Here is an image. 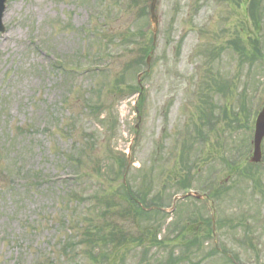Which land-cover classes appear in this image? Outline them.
<instances>
[{"label":"rangeland","instance_id":"374dc122","mask_svg":"<svg viewBox=\"0 0 264 264\" xmlns=\"http://www.w3.org/2000/svg\"><path fill=\"white\" fill-rule=\"evenodd\" d=\"M251 1L158 0L156 50L137 117L131 92L141 52L132 43L151 0H7L0 34V264H230L224 254L264 264V142L261 164L250 167L253 125L240 126L264 106V61L251 64L255 41L264 43V0L254 9ZM57 59L96 70L105 64V73L66 75L52 69ZM108 113L114 129L113 120L101 123ZM83 148L87 176L59 181L73 174L68 151ZM129 149L128 177L118 178L116 163ZM240 164L253 181L232 169ZM127 180L170 217L125 215L120 194ZM184 181L199 195L214 185L220 193L174 201ZM98 227L116 235L120 229L126 243L107 247L105 261L88 255L86 244L65 252L69 239Z\"/></svg>","mask_w":264,"mask_h":264},{"label":"trees","instance_id":"16d2710c","mask_svg":"<svg viewBox=\"0 0 264 264\" xmlns=\"http://www.w3.org/2000/svg\"><path fill=\"white\" fill-rule=\"evenodd\" d=\"M145 50H146L145 52H147V49H145ZM119 166H120V168H123V160H122V162H120ZM128 193H130L131 196L133 197L134 192H133L132 188L128 189ZM124 196H126V194H124ZM126 202H127L128 207L124 210L125 215L137 213V214H139V215H137V217H145L148 220V219H150V217L153 213L158 212V211H154V212H150V213L144 212L140 209V207L134 206V203L132 201L126 199ZM97 229H99V230H97ZM96 234H99V240L96 239ZM126 240L127 239L125 238L124 233L121 230H118L117 235H116V232H114V231L107 232L106 230H104L102 228L88 229L85 232L84 238L82 240H80L78 243H72V240H69L68 244H66L65 251L66 252L69 250L74 251L75 248L80 246L81 244H86V248L89 249L87 251V254L92 255L94 250H95V247H98V249H100L101 246L104 245L105 247H107V245H109V243H113V242L118 243V245H122L125 243ZM71 245H73V246H71ZM105 258H107V255L105 256Z\"/></svg>","mask_w":264,"mask_h":264},{"label":"water","instance_id":"95a60500","mask_svg":"<svg viewBox=\"0 0 264 264\" xmlns=\"http://www.w3.org/2000/svg\"><path fill=\"white\" fill-rule=\"evenodd\" d=\"M6 0H0V20H1V15L4 10V3ZM154 8V5L152 6ZM153 11V10H152ZM152 21L154 24H156L157 19L155 15L152 17ZM156 27V25H155ZM264 138V110L260 114L258 122L256 124V133H255V151L253 154L252 162H259L261 160V142L262 139Z\"/></svg>","mask_w":264,"mask_h":264}]
</instances>
